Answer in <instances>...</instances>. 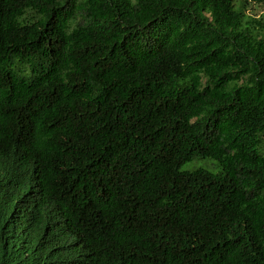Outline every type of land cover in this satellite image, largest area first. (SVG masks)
<instances>
[{"label":"trees","instance_id":"1","mask_svg":"<svg viewBox=\"0 0 264 264\" xmlns=\"http://www.w3.org/2000/svg\"><path fill=\"white\" fill-rule=\"evenodd\" d=\"M250 4L0 0V264H264Z\"/></svg>","mask_w":264,"mask_h":264},{"label":"rangeland","instance_id":"2","mask_svg":"<svg viewBox=\"0 0 264 264\" xmlns=\"http://www.w3.org/2000/svg\"><path fill=\"white\" fill-rule=\"evenodd\" d=\"M247 3H251V10L248 11L251 13L256 12L257 14H260L264 11V0L260 2H254L253 0H247ZM199 166H204L200 161L188 163L185 166H183V169H194Z\"/></svg>","mask_w":264,"mask_h":264}]
</instances>
